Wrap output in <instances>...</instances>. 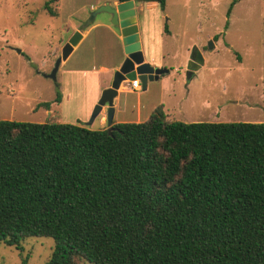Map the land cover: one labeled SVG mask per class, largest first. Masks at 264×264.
<instances>
[{
	"label": "trees",
	"instance_id": "1",
	"mask_svg": "<svg viewBox=\"0 0 264 264\" xmlns=\"http://www.w3.org/2000/svg\"><path fill=\"white\" fill-rule=\"evenodd\" d=\"M113 127L0 121V246L51 238L45 264H264V123L161 106Z\"/></svg>",
	"mask_w": 264,
	"mask_h": 264
},
{
	"label": "rangeland",
	"instance_id": "2",
	"mask_svg": "<svg viewBox=\"0 0 264 264\" xmlns=\"http://www.w3.org/2000/svg\"><path fill=\"white\" fill-rule=\"evenodd\" d=\"M49 1L0 0V121L107 128L106 108L93 125L88 123V114L101 97L95 68L107 59L95 57V51L109 44L97 43L98 31L63 64L57 81L45 76L52 73L76 31L109 20L105 12L93 15L111 0H59L50 4L57 16L45 9ZM155 5L144 11L137 7V12L169 73L163 76V84L153 81L144 92L120 91L114 123L144 122L162 104L169 121L264 123V0H167L165 11ZM114 28L119 34V28ZM115 41L114 48L122 54ZM196 49L206 61L189 80L186 68ZM46 102L51 103L49 110L39 106ZM101 119L106 122L103 126ZM23 246L21 253L1 245L0 264H22L27 256L28 264H45L55 242L32 237Z\"/></svg>",
	"mask_w": 264,
	"mask_h": 264
},
{
	"label": "water",
	"instance_id": "3",
	"mask_svg": "<svg viewBox=\"0 0 264 264\" xmlns=\"http://www.w3.org/2000/svg\"><path fill=\"white\" fill-rule=\"evenodd\" d=\"M105 12L110 16L109 23L111 26L119 28L122 36L124 61L119 69L116 70L111 87L105 89L100 97V100L95 105L91 114L89 124L93 125L95 120L101 115L106 108V122L109 135H112L115 128V105L114 101L119 95L121 85L127 81L138 79L141 83V89L147 90L148 83L158 81L161 76L169 73L168 69L154 67L145 61L142 51L140 38V30L138 24L137 8L134 1L120 2L116 5L106 4L94 12L93 17L99 13ZM83 40V34L76 31L69 39L62 50L61 57L57 60L56 65L51 74L45 77L57 81V73L59 72L62 62L68 60L74 49ZM213 48L212 42L210 43ZM20 52V51H18ZM204 65V58L200 50H194L189 64L187 66V79H191L194 74Z\"/></svg>",
	"mask_w": 264,
	"mask_h": 264
},
{
	"label": "crops",
	"instance_id": "4",
	"mask_svg": "<svg viewBox=\"0 0 264 264\" xmlns=\"http://www.w3.org/2000/svg\"><path fill=\"white\" fill-rule=\"evenodd\" d=\"M118 3H119L118 0H111V1H108V2H106L104 4H102V5H106V4L116 5ZM145 4H147V3H145ZM145 4H136V8L138 7V9L140 11H144L146 7H148L149 9H151V7H153V6L156 7L155 3H151V4L149 3L148 5L149 6L151 5V7H149L148 5L145 7ZM155 7H153V8H155ZM137 15H138V24H139V30H140V38H141V44H142V51H143V55L145 57V61L148 62V63H150L154 67L163 68L161 62L158 60V58H157V56L155 54V51H154L155 45H154L153 40H152V38L150 36L151 31H150V29H149L148 26H145V24H143L142 18L138 14V12H137ZM109 19H110V16H109ZM108 21L107 22L106 21L105 22H99V23H97L95 25L92 23L93 25L91 24L92 26H90V28H87L84 32L80 31L83 34V40L74 49L73 53L68 58V59H70L74 55V53L79 50L78 48L80 47V45L82 44V42L85 39H87L89 36H91V34H92L93 31H98L99 32L98 35H97V43L98 44H101L102 42L103 43L105 42L107 44L109 43L107 48L100 47V45H99L98 48H97V50L95 51L97 53H96V55H94L95 57L104 56L105 58H107L106 61L100 62L99 63V66L95 68L96 69L95 70L96 71V73H95L96 74V77L100 81V87H101L100 88V94H99L100 96H101V92L103 90H105V89H107V88H109L111 86V83L113 81L114 71H116L117 69H119V67L122 65V63L124 61V58H125V55H124V52H123V43H122L121 32L118 34V32L116 31V29L113 26H111V24ZM113 39H115L118 42L119 47L121 48L120 50L122 51V54H121V52L119 50H116V48H114ZM201 53H202V56L204 58V64H205V61H206L205 54L203 52H201ZM109 59H110V61H112L111 64H109ZM107 61H108V63H107ZM65 63H66V61L65 62H62L60 68ZM186 70H187V68H186ZM163 76H161L160 79L158 80V81H161V84L164 83ZM150 83L151 82L148 83L147 90H148V88L150 86L149 85ZM120 91L121 92L127 91V89L124 88L123 84L120 87L119 95L121 93ZM130 91H132V90H130ZM119 95H118V97H119ZM116 99H115V101H116ZM115 101H114V105H115ZM162 108L164 109L165 108V105L162 104ZM116 109H117V106H115V116L117 114L116 113ZM139 110L141 111V109H139ZM90 115H91V111L89 112L88 116H90ZM148 119L149 118H147V120ZM104 120H105V118H104ZM104 120L101 119V124H100L101 126H103V124L106 123V122H104ZM114 120H115V118H114ZM117 123H122V122H117Z\"/></svg>",
	"mask_w": 264,
	"mask_h": 264
},
{
	"label": "built area",
	"instance_id": "5",
	"mask_svg": "<svg viewBox=\"0 0 264 264\" xmlns=\"http://www.w3.org/2000/svg\"><path fill=\"white\" fill-rule=\"evenodd\" d=\"M124 88L128 89L130 88V90L132 91H140L141 89V83L138 79L133 80V81H127L123 83Z\"/></svg>",
	"mask_w": 264,
	"mask_h": 264
}]
</instances>
